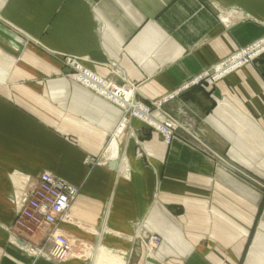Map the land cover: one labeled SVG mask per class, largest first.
Listing matches in <instances>:
<instances>
[{
    "label": "crops",
    "instance_id": "0c3cea01",
    "mask_svg": "<svg viewBox=\"0 0 264 264\" xmlns=\"http://www.w3.org/2000/svg\"><path fill=\"white\" fill-rule=\"evenodd\" d=\"M262 36L264 0H0V264H264L244 173L264 183V57L191 84ZM65 56L132 84L176 139L122 125ZM43 171L79 188L56 228L83 257L22 252L43 239L13 226V198Z\"/></svg>",
    "mask_w": 264,
    "mask_h": 264
},
{
    "label": "built area",
    "instance_id": "2783aa9c",
    "mask_svg": "<svg viewBox=\"0 0 264 264\" xmlns=\"http://www.w3.org/2000/svg\"><path fill=\"white\" fill-rule=\"evenodd\" d=\"M264 54V36L240 48L226 59L215 65L210 71L204 72L191 81V84L206 82L213 84L226 74L238 69L242 65L252 63ZM82 58L65 56L63 63L72 71V75L85 87L96 94L115 103L124 110V125L128 118L134 117L159 131L163 141L169 144L175 137L179 124L170 116L161 115L156 104L148 105L135 99V89L132 84L119 85L113 80L106 79L85 67ZM188 86L185 85V87ZM79 188L48 171H43L35 185L29 190L21 191L15 200V219L13 226L26 235H42L43 245L38 250L27 246L33 255H41L49 261L62 262L72 253L73 245L70 239L56 228L57 222L68 220L69 205L78 194ZM161 237L152 235L145 239L148 250H154L160 245ZM38 251V253H36Z\"/></svg>",
    "mask_w": 264,
    "mask_h": 264
},
{
    "label": "rangeland",
    "instance_id": "374dc122",
    "mask_svg": "<svg viewBox=\"0 0 264 264\" xmlns=\"http://www.w3.org/2000/svg\"><path fill=\"white\" fill-rule=\"evenodd\" d=\"M261 57H264V54H262L259 58H261ZM76 79V78H75ZM129 120V119H128ZM141 121V120H140ZM159 132V131H158ZM173 139H176V133H175V137L173 138ZM172 139V140H173ZM171 140V141H172ZM239 173V172H238ZM244 173H245V182L247 183V190H246V192H247V195L249 196V200L250 201H254L257 205H258V215H257V217L260 215V212H262V210H264V183H262V182H260V181H258L257 180V175H256V177H254V175H253V173L251 172V171H248V170H246V171H244ZM239 175V174H238ZM252 192H255V194L254 193H252ZM13 200H15L14 198H13ZM18 230V229H17ZM19 232H21L20 230H18ZM21 233H23V232H21ZM23 234H25V233H23ZM26 235V234H25ZM27 236H29V237H33V236H30V235H27ZM19 239V238H18ZM20 240V239H19ZM33 240H30V239H27L26 241H24V242H21L22 244H21V249H22V252L25 254V255H27V256H29V257H31V258H33V259H36V258H39V257H42L41 255H33V254H31V253H35L34 251H32V252H30V250L29 249H27V246L29 245V246H31L32 247V249H34L35 251L36 250H38V249H40V247H42V245H38V244H36V242H32ZM42 244H44V241H43V243ZM27 245V246H26ZM45 248H43V249H46L47 248V246L46 245H43ZM36 253H38V251L36 252ZM72 254L70 255V256H79V257H83V256H85L86 255V252L85 251H82V252H78V251H76L75 249H74V247H73V251L71 252ZM39 254V253H38ZM69 256V257H70ZM43 258V257H42ZM56 262V261H55Z\"/></svg>",
    "mask_w": 264,
    "mask_h": 264
},
{
    "label": "bare ground",
    "instance_id": "6f19581e",
    "mask_svg": "<svg viewBox=\"0 0 264 264\" xmlns=\"http://www.w3.org/2000/svg\"><path fill=\"white\" fill-rule=\"evenodd\" d=\"M103 252V251H102ZM105 253V252H104ZM113 253V252H112ZM103 256V255H102ZM100 259H98V261H99ZM112 260L114 261V258H113V256H112ZM111 262V261H110ZM96 263V262H95ZM114 264H116V262L114 261L113 262ZM98 264V263H97Z\"/></svg>",
    "mask_w": 264,
    "mask_h": 264
}]
</instances>
